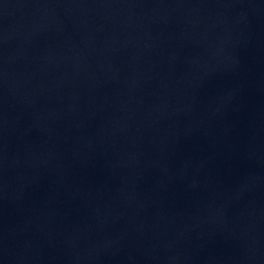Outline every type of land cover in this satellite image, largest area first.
<instances>
[{
	"label": "water",
	"instance_id": "water-1",
	"mask_svg": "<svg viewBox=\"0 0 264 264\" xmlns=\"http://www.w3.org/2000/svg\"><path fill=\"white\" fill-rule=\"evenodd\" d=\"M0 264H264L238 0H0Z\"/></svg>",
	"mask_w": 264,
	"mask_h": 264
}]
</instances>
